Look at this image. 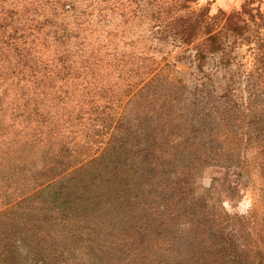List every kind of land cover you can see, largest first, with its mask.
I'll use <instances>...</instances> for the list:
<instances>
[{
	"label": "trees",
	"instance_id": "obj_1",
	"mask_svg": "<svg viewBox=\"0 0 264 264\" xmlns=\"http://www.w3.org/2000/svg\"><path fill=\"white\" fill-rule=\"evenodd\" d=\"M191 1L131 3L149 8L152 41L191 45L200 73L212 56L228 64L224 36L244 35L245 17L264 27V11L209 16L188 12ZM77 9L0 0V204L24 197L0 213V264L16 258L2 242L41 235L54 244H35V264H59L63 253L83 258L75 264H264V215L228 212L218 178L200 184L205 170L235 168L246 183L259 180L264 198V40L246 108L251 142L229 90L200 111L168 65L87 41L97 30Z\"/></svg>",
	"mask_w": 264,
	"mask_h": 264
},
{
	"label": "rangeland",
	"instance_id": "obj_2",
	"mask_svg": "<svg viewBox=\"0 0 264 264\" xmlns=\"http://www.w3.org/2000/svg\"><path fill=\"white\" fill-rule=\"evenodd\" d=\"M131 1L72 0L78 7V11L85 10L86 14L89 13L91 15L89 24L93 23L92 25L97 30L94 32L88 25L90 34H87L89 38L92 35V38L90 40L88 38L87 41H96V44L100 42L102 45L110 40L116 53L119 56H123L125 60L129 59V56L152 57L160 63L158 70L168 65L165 70H169L171 78L176 76L177 79H181L187 86V90L183 95L186 97L184 99L185 103L195 102L199 105L200 111L205 107L203 112H206L207 109L211 108L208 105L210 100L217 102L219 97L223 93H226V90H229L230 92L228 93L232 94L233 99H236L240 105V111H244V114H247L246 117L248 118L245 119L244 123H241V127L245 126V128H248L246 140L252 142L249 138L254 139V124L251 123L254 120V108L252 111L246 108L247 103L254 106L253 81L257 75L255 70L258 68L259 57L257 48L259 47V41L264 40V27L260 26V22L257 19L254 21V18L251 20L245 17V23L247 25L244 35L241 37L231 34L224 36L226 46L225 57L229 59L228 64L224 65L221 62L219 63L220 55L212 56L207 59L203 67V73H200L196 65L192 62L193 51L191 45L175 44L171 43V40L168 41L169 43H166L167 41L157 40L154 35L152 41L150 31L153 32V30L150 29L154 26L142 17L147 13L149 8L144 5L136 7ZM134 1L139 2V0ZM187 6L188 12L197 13L200 10H205L209 12V16H213L219 11L225 14L239 12L245 6L254 17L255 13H262L264 11V0H192L188 2ZM92 45L95 47L94 43ZM104 51L102 54L105 53ZM201 84L206 88L204 90L205 92H196L197 88L201 87ZM134 93L135 91L122 102L115 119H118L119 115L124 112L127 103ZM107 138L108 136L105 140ZM216 172L213 169L205 170L202 174L200 184L204 188H209L213 178L220 179L219 184L223 187L221 198L223 206L228 212L236 213L240 216H250L255 209L259 210L257 213L258 218L263 217L264 211L262 209L264 208V198L263 193L257 189L259 182L257 178L255 180L253 178V181L246 183L245 178H239L237 176V170L235 168H231L230 170H217ZM222 177L225 178L221 179ZM12 184L14 187H18V184ZM228 186H231V189L227 188ZM23 198H16L11 206ZM11 206L6 207L0 204V213ZM21 226H23V223H18V227L21 228ZM17 238L20 237H15L11 241L1 243L14 247L13 250L15 253L13 254L16 257L14 264H35L33 256L38 251V249L34 248L35 244H54L53 240H50L47 235H41V242H37L34 236L21 237L19 241ZM13 240H16V243ZM77 258L83 260L80 256L75 255L71 257L67 253H63L59 257L61 260L59 264H75ZM84 259L90 264H99L96 257H86ZM53 264L57 263L53 261Z\"/></svg>",
	"mask_w": 264,
	"mask_h": 264
}]
</instances>
